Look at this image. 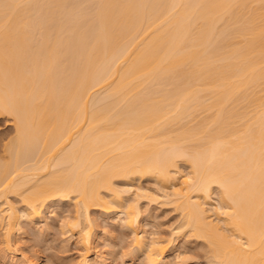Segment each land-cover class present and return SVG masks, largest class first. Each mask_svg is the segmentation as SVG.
<instances>
[{
  "label": "bare ground",
  "instance_id": "6f19581e",
  "mask_svg": "<svg viewBox=\"0 0 264 264\" xmlns=\"http://www.w3.org/2000/svg\"><path fill=\"white\" fill-rule=\"evenodd\" d=\"M0 118L1 261L24 264L22 220L49 229L66 202L77 264L105 231L93 210L149 264H180L184 242L146 229V193L212 264H264V0H0Z\"/></svg>",
  "mask_w": 264,
  "mask_h": 264
},
{
  "label": "rangeland",
  "instance_id": "374dc122",
  "mask_svg": "<svg viewBox=\"0 0 264 264\" xmlns=\"http://www.w3.org/2000/svg\"><path fill=\"white\" fill-rule=\"evenodd\" d=\"M10 128L11 125L7 124L6 118H0V135ZM181 164V167H184L183 162ZM138 186L142 187V189L152 188V186H155V182L153 179L149 178L135 181L133 186L134 192L138 191ZM147 196H149V198ZM157 198L153 197L152 194L147 195L145 193L144 195L142 193L137 199V203L140 210L144 214H149L146 215L149 216V218H146V221H148V223H146L145 225L147 231H149V233H151L152 235L156 232V234L158 233L160 236H164L171 233L168 229V224L173 222L171 218H169L168 223L166 224L164 222V217L169 215V211L175 213L176 210L174 209L172 203H166L168 202L167 199L165 202V199L161 200ZM70 204L66 202H59L58 204L56 203L54 206L49 207V209L46 210L45 215L48 216L47 222L49 223V229H47V226L43 225L42 221L31 222L28 220H22L23 224L21 225L23 227L21 231L24 239L21 240V244L24 249L26 244H30L32 248L37 249V252L41 254V260L44 261V264H77V262L81 260L80 254L82 252V249L76 242L75 235H72L71 231H67L66 227L64 228L62 227V225H60V222L62 221V218L64 219L65 215L67 216L72 214V210L70 209L72 204ZM93 211L91 212V216L93 215V218L98 217L97 220L100 222V226L103 230H105L101 233L97 244L96 250L99 249L98 253H100L101 249H104V247L110 248L116 255L114 259L115 261L112 264H149L148 262H146L145 255L142 252L137 253V251H135L131 239L130 230L124 228L121 222L118 219L114 218V214H102V212L100 213V211ZM176 218L178 219L179 216H177ZM178 238L177 243L180 247L182 245L181 241L184 242V247H181L179 249V252L181 253L180 264H187V258L192 253L199 252L201 249L205 250L200 254L202 264H212L211 260L207 258V255L209 254H207V249L205 248L206 246L204 245L205 243H203V241H201L200 239L196 240L194 237L189 238L188 236H178ZM106 244L108 245L106 246ZM96 250L92 253V256L93 254H95V257H92V264H98V262H100V259L102 261L100 263L102 264L103 257L101 258L99 255H96ZM168 253L165 254V260L163 264H172L177 261V257L174 255V253ZM9 257H6L7 261L4 258L3 261H1L0 259V264L11 263L8 260L10 259ZM18 259L17 261H19V263H23L25 260L22 259L20 255H18Z\"/></svg>",
  "mask_w": 264,
  "mask_h": 264
},
{
  "label": "snow or ice",
  "instance_id": "6c2138e0",
  "mask_svg": "<svg viewBox=\"0 0 264 264\" xmlns=\"http://www.w3.org/2000/svg\"><path fill=\"white\" fill-rule=\"evenodd\" d=\"M186 179L190 181L191 177H187ZM204 190L207 191V188H205ZM177 191H179V189H177ZM177 216H180V219H177L176 218ZM169 218H171V220L173 221L172 223L168 224V229L171 231L173 237L188 236L189 238H191L192 236L196 235V233L193 230V226L191 222L190 221L185 222V219L183 216H181L179 209H177L175 213L169 211V215L164 217V222L166 224L168 223ZM153 247L156 248L158 246L154 243ZM16 250L19 252L21 250V246L16 245ZM203 251L205 250L201 249L199 252L192 253L187 258V264H202V261L200 259V254ZM36 254H37L36 249L32 248L30 244H26L24 251V256H25L24 264H44L43 260L36 262L29 259L30 256H34ZM160 264H163V262L161 261Z\"/></svg>",
  "mask_w": 264,
  "mask_h": 264
}]
</instances>
